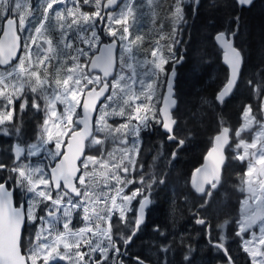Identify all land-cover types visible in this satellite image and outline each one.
Masks as SVG:
<instances>
[{"label":"snow or ice","instance_id":"1","mask_svg":"<svg viewBox=\"0 0 264 264\" xmlns=\"http://www.w3.org/2000/svg\"><path fill=\"white\" fill-rule=\"evenodd\" d=\"M190 2L194 12L198 0ZM187 3L189 0H171V3L169 0H143L141 4H137L136 0H123L122 4L120 0H83L84 5L95 8L93 12H86L81 0H37L35 6L32 0H0V66H3L0 67V126L13 122L17 99L23 98L21 112L28 106V100L24 98L27 89L33 94L31 107L41 110V103L36 99L39 96L45 113L37 143L28 146L27 156L47 152L48 160L59 158L55 167L48 165L50 170H46L40 162L33 164L29 160L24 163L20 158L26 150L17 144L14 147V166L8 168L0 164V170L10 173L0 182V264H60V261L66 264H124L123 259L110 260L109 253L113 252L115 257L126 254L121 252L118 240L126 248L139 231L145 210L152 202L141 188L124 195V187L140 183L150 193L153 184L164 181L150 177L146 183L144 176L138 181L127 178L130 171L136 170L138 139L134 140L131 148L120 150L118 159L113 152H108L107 158L103 154L101 157L89 155L83 160L81 157L84 156L85 141H89L90 145L102 146L109 136L115 139L116 134H120L122 138L119 142L127 145L129 132L139 137L141 127L147 128L149 120L156 118L152 102L161 74L169 79L163 108L159 109L162 118L158 123L172 133V126L176 123L170 112L176 104L172 98L175 68L173 66L171 73H167L165 65L170 60L173 65L179 62L173 51L177 43L174 38L177 29L186 22L184 6ZM238 3L250 5L252 0H238ZM117 5L119 11H108ZM162 8L166 13L165 18L172 24L171 37L165 36L161 22L159 39L150 52L151 59H140L144 36L137 34L132 38L130 29L139 31L146 16L155 24L158 9ZM105 16L107 24L104 31L112 41L98 47L102 41L97 31V20L104 22ZM234 36V32H220L216 36L230 66V76L217 96L221 103L235 88L243 62L241 52L233 45ZM166 39H171L172 43L162 47L160 41ZM21 42L23 55L17 57ZM117 42L120 48L118 57ZM80 45H86L87 51ZM93 49L99 55L93 53L90 56ZM81 57H84L83 64ZM53 61L56 62L54 75L49 72ZM97 68L102 70L103 79L92 75L91 70ZM113 72L116 75L110 87L107 77ZM248 83L252 84L251 81ZM262 86L257 84L254 87L258 97ZM101 97H104V103L97 110ZM58 103L63 105L61 112L57 110ZM77 109H81V112L78 113ZM252 111V106L248 105L243 112L244 122L234 133L239 138L242 132L251 130L254 125L259 128L251 142L240 139L236 144L237 150L242 149L236 158L247 160L240 189L247 193V197L242 201V219L237 221L236 235L242 238L243 250L250 255L251 264H264V123L257 121ZM261 111L264 112V101ZM93 113H97L95 133ZM110 116L126 117V122L113 128L107 123ZM74 117L76 124L82 127H76ZM133 121L136 123L133 124ZM0 131L9 134L6 127L0 128ZM15 132L19 134V127L15 128ZM230 132V128L223 127L214 137L205 165L197 168L194 174L193 186L205 197L210 198L220 184L225 161L224 146L229 143ZM100 134L104 135V139L100 138ZM168 138L176 139L174 135ZM49 144L53 148H48ZM178 144L182 146L184 140H179ZM172 156L175 157V152ZM89 165H92L91 171ZM97 168L103 171H97ZM78 172L81 173L79 176ZM13 179L15 186L28 197L26 209L23 204L17 206L13 202V192L7 186L8 181ZM110 181L115 183L110 186ZM77 182L80 187H77ZM53 192L56 193L55 197ZM73 194L78 198L75 202ZM137 196H141V200L138 215L131 221V235L125 237L117 233L118 239H114L113 216L117 217V225H127L126 213L132 210L131 202ZM77 211L83 213L81 219L84 226L73 229L70 225L73 213ZM39 212L44 214L39 215ZM196 223L203 225L206 221L198 218ZM32 225H35V232L29 237L25 249L23 233L26 226ZM257 225L259 235L253 230ZM245 233H248V239H244ZM214 246L224 252L228 264H233L223 236ZM169 250V246L160 249L162 253ZM97 253L99 260L96 259ZM135 259L136 264H145L139 257Z\"/></svg>","mask_w":264,"mask_h":264},{"label":"trees","instance_id":"2","mask_svg":"<svg viewBox=\"0 0 264 264\" xmlns=\"http://www.w3.org/2000/svg\"><path fill=\"white\" fill-rule=\"evenodd\" d=\"M192 8V3L184 6L186 22L180 27L177 44L173 47L175 58L179 62L173 65V61L170 60L165 65L167 73L172 71L173 66L175 68L174 116L178 122L174 134L184 140V145L180 147L178 142H169L168 134L157 122L154 130L148 128L142 131L143 144L136 162V171L149 173L156 180L163 179L164 182L155 184L152 224L140 229L136 238L138 244L129 250L131 257L123 259L125 264H136V257L144 260L145 264L228 262L224 252L214 246L222 236L223 227H226L229 236L235 238L233 243L235 250L229 243L226 244L234 264H251V257L241 250L239 237L236 235L237 221L241 215V201L244 197V192L240 190L241 179L246 164L236 160L229 149L221 185L209 199L197 194L192 189L190 180L193 170L203 162L214 136L223 125H230L236 129L242 123L243 112L248 105L252 106L256 120L264 118V112L261 111L264 86L259 97L254 91L257 84L264 85V0H255L247 7L240 5L237 0H198L194 12ZM160 10L162 14H166L163 8ZM168 22L167 35L171 37L172 24ZM198 22H201L200 25ZM219 32L229 34L234 32L235 44L244 55V65L237 86L223 103L217 100V95L229 78V68L223 62V50L216 41ZM158 36L159 31L151 33V45L140 51V59L151 58L150 52L155 41L159 39ZM109 40L111 39L108 37L103 39ZM162 42L165 46L170 44V39L161 40L160 44ZM53 69L54 65L50 71ZM249 81L252 84H249ZM27 100L28 106L23 112L20 111L22 101H15L14 120L6 125L9 134H0V164L8 168L14 166L15 145L20 144L27 148L32 142H37L44 120L42 104L41 110L37 111L31 107L33 96L30 95ZM16 127L20 129L18 135L15 132ZM109 148L106 147L105 150ZM88 152L102 154L99 147ZM173 152L176 153L174 158ZM9 175L8 171L0 170V182ZM12 183V180L8 181L9 186H15ZM15 188L19 203L20 190L16 186ZM41 207L43 208V205ZM199 216L206 219L205 224L196 223ZM116 218V216L113 218V234L115 239H118ZM83 224L78 214L72 226L78 228ZM207 226H210V230ZM34 232L35 225L26 226L23 234L25 249L29 237ZM118 246L122 250L123 244L119 240ZM162 246H169L170 250L162 253L160 251ZM143 252L146 254L143 255ZM185 256L188 257L187 260ZM60 264L64 263L60 261Z\"/></svg>","mask_w":264,"mask_h":264},{"label":"rangeland","instance_id":"3","mask_svg":"<svg viewBox=\"0 0 264 264\" xmlns=\"http://www.w3.org/2000/svg\"><path fill=\"white\" fill-rule=\"evenodd\" d=\"M32 3H33V6H35L36 5V3H37V0H32ZM123 3V2H122ZM121 3V4H122ZM136 3L137 4H141V3H143V0H136ZM189 3H191L190 2V0H189ZM189 3H187V4H189ZM69 6H72L71 4L69 5ZM81 6H82V8H83V11H86V12H93V11H95V8H94V6L93 5H84L83 4V0H81ZM55 7V6H54ZM87 7H92V10L91 11H89L88 9H87ZM108 11H119V7L117 8V9H115V10H112V9H109ZM144 11H147V9H144ZM158 11H159V16H158V18H157V20H156V23L155 24H153L152 22H151V20H150V18L149 17H145L144 18V20L142 21V26H141V28H140V30L139 31H137V30H135V29H130V31H132V38H134L135 37V35H137V34H140V35H143L144 36V42H143V44H142V46H141V49H140V51L145 47V50L147 49V48H149L148 46H150L151 45V41H150V35H151V33H153L155 30L156 31H159V26H160V24H161V22L163 23V30H164V34H165V36L166 37H168V35H167V33H168V31H167V29H168V27H169V22L168 21H170V20H168V19H166L165 17H166V14H162L163 12L160 10V9H158ZM102 14H103V12H102ZM97 23H98V28H97V31H98V33L100 34V37H101V41L105 38V37H108V38H110V39H112L110 36H108L107 34H106V32L104 31V29H105V27H106V24H107V18H106V16H105V21L104 22H100L99 20H97ZM182 26V25H181ZM180 26V27H181ZM180 27L177 29V35L175 36V40L177 41L178 40V38H179V36H178V34H179V29H180ZM157 38H159V36L157 37ZM163 43L164 42H162V44H161V46L163 47L164 45H163ZM172 43V40L170 39V44ZM177 43H175L174 45H176ZM81 47H83L86 51H87V46L86 45H80ZM99 47V46H98ZM96 52V49H93V51L91 52V53H89V55L91 56V55H93V53H95ZM119 53H120V48H119V50H118V56H119ZM23 55V52H22V54H21V56ZM148 59V58H147ZM151 59V58H150ZM85 61H84V57H81V63L83 64ZM53 65H54V69L53 70H51L50 71V69H49V72L51 73V74H55V67H56V62L55 61H53ZM1 67V66H0ZM118 69H119V65H118ZM86 71H87V69H86ZM92 75H94V76H100L101 77V75L100 74H98V73H92ZM162 76L163 77H159V79L157 80V84L159 85V87L157 88V90H156V95L154 96V98H153V102H152V107L156 110V113H155V116H156V118L154 119V120H152V119H150L149 120V126L148 127H150V126H153V125H155L156 123L155 122H157L158 123V121H160L161 120V116H160V112H159V109H161V104H162V101L164 100V97L167 95V81H168V76L167 75H165V74H162ZM166 77H167V79H166ZM113 80V79H112ZM111 80V81H112ZM89 87H92L91 85L89 86ZM137 90H139V87L137 86ZM30 95H32L33 96V94H31L30 92H28L27 91V89L25 90V97L24 98H29V96ZM36 99H37V102H39V103H41L42 104V107H43V101L39 98V96H37L36 97ZM83 99V98H82ZM17 100H21L22 102H23V98L22 99H17ZM104 103V100H103V102L100 104V107H99V109L101 108V106H102V104ZM62 109H63V105H61V104H57V110H58V112H61L62 111ZM77 112L78 113H80L81 112V109H77ZM253 114V113H252ZM44 118H45V116H44ZM96 119H97V115H96V118H95V122H96ZM73 120H74V124L76 125V127H78L77 126V124H76V117H74L73 118ZM257 121H260L261 123H264V118L262 119V120H257ZM126 122V117H120V116H110L108 119H107V123L109 124V125H112L113 126V128H115V127H117V126H119L120 124H123V123H125ZM243 122H244V118H243V120H242V123L236 128V129H234V133H235V131L238 129V128H240V126L243 124ZM133 124H135L136 122L135 121H133L132 122ZM8 123H6L5 125H3V126H0V128H4V126L6 127V125H7ZM158 124H161V123H158ZM95 127H96V124H95ZM131 127V126H130ZM147 127V128H148ZM147 128H145V127H141V130H140V133H139V137L137 138V137H134L130 132L128 133V136H127V139H128V143H127V145H125V144H122V143H120L119 142V140L122 138L121 136H120V134H116V137H115V139L112 137V136H109L107 139H105V142H104V144L101 146V145H90V143H88V149L90 150V149H96V148H100V152L103 154V156H104V158H107V153L108 152H113L114 153V155L117 157V159L120 157V155H121V151L120 150H122V149H124V148H131L132 147V145H133V142H134V140H136V139H138L139 140V151H140V148H141V143H142V135H141V133H142V131H143V129H147ZM257 131H259V128H258V126H256V125H254L253 127H252V129L251 130H249V131H245V132H242L241 133V136L239 137V138H237L235 135L233 136V141H232V143H231V146H230V150H231V154H232V156L236 159V160H239V159H237L236 157H237V155H238V152L239 153H242V149H239V150H237L236 149V144L237 143H239V140L240 139H243V140H245V141H247V142H251L252 141V139H253V137H254V135H255V133L257 132ZM0 134H5L3 131H0ZM100 138L101 139H104V135L103 134H100ZM65 139H67V138H65ZM35 143H37V142H35ZM35 143H31L30 145H32V144H35ZM48 148H53V145L52 144H49L48 146H47ZM106 147H110L108 150H105V148ZM25 148V147H24ZM28 148V147H27ZM27 148H25V154L23 155V156H21V162H24V163H28L29 162V160L33 163V164H35L36 162H40L41 164H43L44 166H45V168L47 169V170H49L48 169V165L50 164L51 166L59 159H57V160H53V161H50V160H48V158H47V152H41L39 155H37V156H32V157H28L27 156ZM54 150V149H53ZM102 154L101 155H95V154H91V153H89L88 152V154L86 155V156H89V155H91V156H96V157H101L102 156ZM85 156V157H86ZM137 159H138V157H136V162H137ZM239 161H241V160H239ZM242 163H245L246 164V167H247V160H245V161H241ZM89 170L91 171L92 170V165H89ZM97 171H103V169H99V168H97ZM134 172H136V170L134 171ZM134 172H132V171H130V173L128 174V175H131V174H134ZM132 176H127V178L128 179H130ZM13 181V183L12 184H14L15 185V183H14V179L12 180ZM115 182L114 181H110V186L111 185H113ZM136 185V184H135ZM242 186V185H241ZM136 188H138L137 186H135L134 188H132L133 190H135ZM19 190H20V194L21 195H23L22 194V192H21V189L20 188H18ZM83 189V188H82ZM83 191V190H82ZM25 196V195H24ZM247 197V193L246 192H244V197L242 198V201L245 199ZM26 199H27V203H28V197H26ZM77 199H74L73 198V201L75 202ZM242 201H241V215H240V220L242 219ZM27 206H28V204H27ZM132 206L130 205V208H131ZM78 214L80 215V218L83 216V213H81L80 214V212L79 211H77V212H74L73 213V218H72V221H71V225H70V227H72L73 229H78V228H74L73 226H72V222L76 219V217L78 216ZM40 215V214H39ZM113 223V222H112ZM84 226V224L82 225V227ZM102 226H104V225H102ZM80 228V227H79ZM259 225H257V226H254V229L253 230H255L256 231V233H257V235H259ZM61 230H62V228H61ZM238 231V230H237ZM221 235L225 238V242L226 243H229L230 245H231V247H232V249L233 250H235L236 248H235V245L231 242V241H229L231 238L232 239H234L235 240V238L234 237H231V236H229L228 235V232H227V230H226V227H223L222 228V230H221ZM113 236H114V234H113ZM221 236V237H222ZM239 237V244H241V250L243 251V252H245L244 250H243V247H242V238L240 237V236H238ZM114 238V237H113ZM249 238V235H248V233H245V235H244V239H248ZM84 250H86V249H82V251H84ZM246 253V252H245ZM248 254V253H247ZM249 255V254H248ZM250 256V255H249ZM109 257L110 258H115V259H118V257H115V254L113 253V252H110L109 253ZM86 259H87V257H86ZM96 259L97 260H99L100 259V255H99V253H97V255H96ZM61 262H63V263H65L66 264V262H64V261H61ZM218 264H228V262H221V263H218Z\"/></svg>","mask_w":264,"mask_h":264},{"label":"flooded vegetation","instance_id":"4","mask_svg":"<svg viewBox=\"0 0 264 264\" xmlns=\"http://www.w3.org/2000/svg\"><path fill=\"white\" fill-rule=\"evenodd\" d=\"M123 2V0H120V4ZM119 7V5H117L116 6V8H118ZM115 8V9H116ZM87 9L89 10V11H91L92 10V7H87ZM228 126H230V125H228ZM154 127H155V125H153V126H150V127H148V128H153V130H154ZM147 128V129H148ZM162 128H163V126H162ZM222 128V127H221ZM221 128L219 129V130H221ZM233 128V127H232ZM153 130H151V132H154ZM234 136V128H233V130H232V137ZM215 137V136H214ZM178 139V138H177ZM173 140L174 142H178V140ZM234 139V138H233ZM214 140V139H213ZM169 141V140H168ZM173 141H169V142H173ZM142 144H143V137H142V143H141V146H142ZM165 146V145H164ZM128 176H132L130 179H135V180H139L140 179V177L141 176H144V178H145V182L147 183L148 182V180H149V178L150 177H153L151 174H149V173H142V172H134V174H131V175H128ZM136 184V185H135ZM135 184H128L126 187H124V195H130L131 194V191H133V189L132 188H134L135 186H137L138 188H141V190H142V192L145 194V195H149V198L151 199V205H150V207L147 209V217H146V221L144 222V224H142L141 226H140V229L143 227V226H145V225H147V226H150L151 224H152V206H153V203H154V193H155V184H153L152 185V188H151V190H150V193L147 191V189L145 188V185H141L140 183H135ZM221 185V184H220ZM63 187V186H62ZM78 187H80V185L78 184ZM220 187V186H219ZM219 187L216 189V190H214L213 191V193H212V195L214 194V192L215 191H217L218 189H219ZM81 190H83V189H81ZM52 195L55 197V195H56V193L55 192H53L52 193ZM200 195V194H199ZM18 198V197H17ZM73 198L74 199H78V198H76L75 197V195H73ZM21 199H22V202H26V201H24V200H26V196H24V195H21ZM207 199H209L208 197H207ZM141 200V196H137L132 202H131V211H128L127 213H126V215H127V218H128V221H129V223L127 224V225H117V218H116V226H117V229H118V233L120 234V235H123V236H125V237H127V236H129V235H131V229H132V224H131V221L134 219V217H136L137 215H138V213H137V209H138V207H139V201ZM17 201V200H16ZM21 202V201H20ZM19 202V203H20ZM200 217V216H199ZM140 229H139V231H140ZM137 234H139V233H137ZM137 234L135 235V236H133L132 237V240H131V242L126 246V248H125V246L123 245V248H122V250H121V252L122 253H124V252H126V254L125 255H123V256H121V257H118V259H124V258H128V257H131V254H130V249H131V247L133 246V245H135V244H138V240L136 239L137 238ZM140 240V239H139ZM229 241H231L232 243H234L235 241H234V239H230ZM240 242V241H239ZM217 242H215V244H216ZM121 244H122V242H121ZM226 244H228V243H226L225 242V245ZM241 245V244H240ZM232 258V257H231ZM232 261H233V264H234V259L232 258ZM124 264H125V262H124Z\"/></svg>","mask_w":264,"mask_h":264},{"label":"water","instance_id":"5","mask_svg":"<svg viewBox=\"0 0 264 264\" xmlns=\"http://www.w3.org/2000/svg\"><path fill=\"white\" fill-rule=\"evenodd\" d=\"M255 0H252V3L254 2ZM237 2H238V0H237ZM251 3V4H252ZM250 4V5H251ZM250 5H243V6H250ZM220 33V32H219ZM217 36V35H216ZM217 41V40H216ZM232 41H233V45H234V47H236L240 52H241V55H242V57H243V62H242V64H241V67H240V72H239V77H238V79H237V82H236V86H237V83H238V81H239V79H240V76H241V71H242V68H243V65H244V55H243V53H242V51L236 46V44H235V36L234 37H232ZM109 43H111V41L110 42H104V43H102L101 44V46L100 47H102V45L103 44H109ZM118 43V46H117V48H116V55H117V57H118V49H119V42H117ZM217 43L219 44V46L222 48V50H223V62L227 65V67L229 68V76H230V66L228 65V63L226 62V60H225V50H224V48L221 46V44L217 41ZM20 53H21V49L17 52V57H19V55H20ZM96 55H99V52L97 51L96 53H95ZM117 69H118V64H117ZM99 73V74H101V76H102V79H103V72H102V70L101 69H99V68H97V69H92L91 70V73ZM115 75H116V72H113V75H111V76H109V77H107V81L109 82V85H110V87H111V84H110V81H111V79L113 78V77H115ZM168 79H169V77H168ZM172 85H173V96H172V98L173 99H175V101H176V97H175V94H176V92H175V85H176V81H175V76H174V78H173V80H172ZM225 86V85H224ZM236 86H235V88H236ZM235 88L232 90V92L229 94V95H227L225 98H224V101L227 99V98H229L232 94H233V92H234V90H235ZM223 89V88H222ZM221 89V90H222ZM97 90H99V88L97 89ZM220 90V91H221ZM220 91L218 92V94L220 93ZM109 93H105V95H108ZM218 96V95H217ZM104 100V97H101L100 98V101H98V103H97V110H98V108H99V106H100V104H101V102ZM223 101V102H224ZM162 108H163V103H162ZM175 109H176V104L173 106V107H171V109H170V112H171V116H172V118L173 119H175V121H176V123L172 126V133H169L166 129H164L165 130V132L168 134V137H169V135H174L175 137H176V135L174 134V130H175V127H176V125H177V119L175 118V116H174V111H175ZM96 115H97V113H93L92 114V125H93V131L95 132V118H96ZM79 127H82L81 125H78ZM223 127H228V128H230V130H231V132H230V139H229V143L227 144V145H225L224 146V157H225V161H224V165H223V167H222V171H221V180H222V175H223V172H224V167H225V165H226V163H227V159H228V155H227V149H228V147L230 146V144H231V142H232V136H231V133H232V127H230V126H223ZM222 127V128H223ZM222 128H221V130H222ZM221 130L216 134V135H218L220 132H221ZM215 135V136H216ZM176 139H177V137H176ZM175 139V140H176ZM168 140L169 141H173V140H170L169 138H168ZM179 140H181V139H179ZM88 142L89 141H85V150H84V156H82L81 157V159L83 160L84 159V157L86 156V154H87V149H88ZM213 143H214V141H213ZM184 145V144H183ZM182 145V146H183ZM213 147V144H212V146L209 148V150L207 151V153L210 151V149ZM207 153H206V155H205V157H204V160H203V163L201 164V165H199L197 168H202L204 165H205V163H206V157H207ZM175 157H176V153H175ZM59 162V159L54 163V165L53 166H51V167H55V165L57 164ZM79 163V162H78ZM197 168H195L194 170H193V172H192V175H191V180H190V185H191V187H192V189L197 193V194H200V193H198L197 191H196V189H195V187L193 186V183H192V180H193V177H194V174H196V169ZM81 173L80 172H78L77 173V176H79ZM198 175V174H197ZM220 183H221V181H220ZM220 185V184H219ZM219 185H218V187H219ZM8 187H9V185H7ZM63 186V185H62ZM77 187H78V182H77ZM217 187V188H218ZM9 190L10 191H12L13 192V202H14V204H16L15 203V187H9ZM73 195H75V194H73ZM200 195H202V194H200ZM150 199V198H149ZM151 200V199H150ZM23 205H24V207H25V204L24 203H22ZM150 205L151 204H149L148 205V207L146 208V210H145V218H144V222L146 221V217H147V209L150 207ZM26 209V208H25ZM205 221H206V219H205ZM144 222L142 223V224H144ZM141 224V225H142ZM140 225V226H141ZM208 229H210V226H208ZM138 232V231H137ZM137 232H136V234H137Z\"/></svg>","mask_w":264,"mask_h":264},{"label":"bare ground","instance_id":"6","mask_svg":"<svg viewBox=\"0 0 264 264\" xmlns=\"http://www.w3.org/2000/svg\"><path fill=\"white\" fill-rule=\"evenodd\" d=\"M218 21H219V20H218ZM196 22H197V21H196ZM198 23H199V25H200L201 22H198ZM196 24H197V23H196ZM211 24H212V23H211ZM218 24H219V23H218ZM199 25H197V26H199ZM220 25H221V24H220ZM223 25H224V24H223ZM223 25H222V26H223ZM202 27H203V26H202ZM211 29H212V28H211ZM198 30H199V28H198ZM219 31H220V30H219ZM198 46H199V45H198ZM197 48L199 49V47H197ZM246 50H247V49H246ZM209 72H211V70H209ZM178 139H179V138H178ZM181 140H182V139H181ZM173 165H174V164H173ZM173 165H172V166H173ZM168 166H169V165H168ZM174 166H175V165H174ZM163 168H164V167H163ZM168 170H169V169H168ZM159 172H160V171H159ZM166 172H167V171H166ZM174 173H175V171H174ZM185 174H186V173H185ZM184 178H185V177H184ZM183 191H184V190H183ZM183 191H182V193H183ZM182 193H181V194H182ZM190 195H191V194H190ZM185 196H186V195H185ZM192 196H193V195H192ZM170 197H172V196H170ZM175 197H176V196H175ZM188 197H189V196H188ZM190 199L193 200V199H195V198H193V199L190 198ZM190 199H189V200H190ZM168 200H169V199H168ZM166 201H167V200H166ZM176 201H177V200H176ZM176 201H175V202H176ZM185 201H186V199H185ZM185 201H184V202H185ZM197 201H198V200H197ZM168 202H169V201H168ZM195 202H196V201H195ZM200 202H201V201H200ZM214 202H215V201H214ZM193 203H194V201H193ZM193 203H192V205H193ZM177 204H178V203H177ZM186 204H187V203H186ZM200 204H201V203H200ZM214 204H215V203H214ZM178 205H179V204H178ZM198 205H199V204H197V206H198ZM190 206H191V205H190ZM137 233H139V231H138ZM135 235H136V234H135ZM139 246H140V245H139ZM134 250H135V249H134ZM155 251H156V250H155ZM140 253H141V252H140ZM135 254H136V253H135ZM145 254H146V253H145ZM145 254H144V252H143V255H145ZM139 256H140V255H139ZM146 256H147V255H146ZM155 260H156V259H155ZM156 262H157V261H156Z\"/></svg>","mask_w":264,"mask_h":264}]
</instances>
